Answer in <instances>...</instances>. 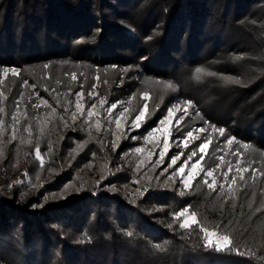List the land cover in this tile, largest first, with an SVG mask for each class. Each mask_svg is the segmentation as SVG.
Here are the masks:
<instances>
[{
    "label": "trees",
    "instance_id": "obj_1",
    "mask_svg": "<svg viewBox=\"0 0 264 264\" xmlns=\"http://www.w3.org/2000/svg\"><path fill=\"white\" fill-rule=\"evenodd\" d=\"M91 63L137 69L141 92L167 108L189 100L193 120L225 130L213 150L223 142L232 158L208 178L214 189L200 178L188 196H131L126 174L84 138L85 115H67L70 129L46 123L29 87L63 114L52 90ZM10 67L19 73L3 76ZM0 103V264H264V0H0ZM99 157L112 166L104 174ZM185 208L197 222L181 228L173 215ZM202 229L231 250L205 246Z\"/></svg>",
    "mask_w": 264,
    "mask_h": 264
},
{
    "label": "rangeland",
    "instance_id": "obj_2",
    "mask_svg": "<svg viewBox=\"0 0 264 264\" xmlns=\"http://www.w3.org/2000/svg\"><path fill=\"white\" fill-rule=\"evenodd\" d=\"M255 50L258 48L255 47ZM97 64V63H96ZM97 66V65H96ZM94 63L89 64V66H80L73 71L71 69H65V71L80 73L81 75H74V77L69 76L65 84L61 87L60 90H52L53 96L58 101L60 99H66L67 105L66 108L70 110L65 111L63 114H55L53 109V104L49 101L48 97L43 93H39L36 89H33V86H30V90H35L34 93L28 95L29 100L34 101L35 105H40L38 109L44 111L45 118L48 119L46 123H52L58 128L63 127L67 129L70 127V123L67 120V115L72 117V113L76 112L75 104L77 102L76 94L83 92V97L81 98L82 107L84 108L85 117L82 119V126L84 127V138L90 141H95L94 144L98 143L101 146L107 155V157L113 158V165L117 164L116 168L112 170H120L126 174V178L129 180L128 185L124 190L130 191V195L141 194L145 195L147 192H151L155 189L160 190H172L175 195L178 196H188L190 195L191 187L196 183L200 178L204 179L205 173L209 170L215 169L219 171L222 169V165L226 163L228 157L232 158L228 148L222 149L224 145L223 142H217L218 145H221L218 149H214L215 142L223 139L218 132H214L211 127H208L209 124L203 117L194 119L193 114L195 108L189 109L185 120L181 121L178 126L176 121L173 120L170 122L168 128L169 138L167 149L163 145V132L157 133L156 139L154 141H146L147 133L154 127H158L159 120L164 118L167 114V109L172 105L169 104L168 108L161 105V97L158 102L153 98V95L148 92L149 99L145 100L144 94L146 92H141L138 88L140 76L136 75L137 69L128 71L124 66H118L117 69L113 66L104 67L102 63H99L96 69ZM15 67H10L7 69H13ZM16 69V68H15ZM63 71V69H60ZM19 70H17V74ZM8 74H13L9 71L7 74L3 73V76ZM4 77V78H5ZM69 79V80H68ZM233 85L235 83H232ZM93 86H95V91L92 97L88 96L89 92L93 91ZM103 99L105 103L101 104L100 101ZM41 100H46L47 105L41 104ZM28 101H25L23 98L18 99V104L15 105L14 115L18 118H21L25 115L28 109ZM95 103L97 105L96 109L93 110V117L89 118L87 116V111L91 109V105ZM113 103L117 104V108L112 110L111 117L106 112ZM147 104V111L145 114L144 120L141 122L139 128L131 127L135 116L139 114L140 110L144 108V105ZM125 108L128 109L126 113L125 120L122 121L119 128L116 127L114 117L118 115L119 112L123 111ZM194 110V111H193ZM67 112V113H66ZM6 109L2 107L0 103V126L4 123V116H6ZM3 116V117H2ZM82 115L79 113L75 120L72 118V122H76L81 119ZM51 117H56L58 121L53 120ZM111 119V123L109 120ZM189 120V121H188ZM42 124V123H41ZM199 127H205L207 131L204 133L194 132V135H199L200 140H190L189 146L184 148L182 140L185 136V133L189 130L198 129ZM71 128V127H70ZM69 128V129H70ZM182 129V130H181ZM211 136L212 142L209 144L206 152L201 153L197 151V156L193 158L187 165H185V173L183 177L179 174L172 176L174 172L179 169L181 165L184 164V161L190 155L194 149H198L199 144H201L205 137ZM126 137H129L128 143L126 144L125 151H118L119 143L124 140ZM135 138V139H134ZM126 142V143H127ZM221 143V144H220ZM140 147L143 149L141 153H136L135 148ZM216 148V147H215ZM116 152L115 157H112L111 152ZM164 151V158L160 160V152ZM37 150L35 151V158L37 160L39 168L46 167L47 156L42 154L40 151L39 157L37 156ZM180 155L181 159L177 161L176 165L169 167L171 164V158ZM223 156V161L220 160V157ZM201 157L203 159L201 160ZM99 157V174H104L107 170L109 162L105 161ZM160 160L157 164L156 161ZM43 161V163H41ZM105 161V162H104ZM198 163L197 176L194 180L191 181L189 187H185L183 180L188 178V174L193 171L192 164ZM169 177H172L169 179ZM209 183V182H208ZM140 189V191H138ZM146 190V191H144ZM188 209V212L184 216H179V213L183 210L176 212L173 215L175 220H180L183 223L185 220H191V215L193 210ZM195 220L197 222V217L195 215ZM191 223L190 225L195 224ZM209 239H211L216 246L217 244L220 247H223V241L221 235L218 233H209Z\"/></svg>",
    "mask_w": 264,
    "mask_h": 264
},
{
    "label": "snow or ice",
    "instance_id": "obj_3",
    "mask_svg": "<svg viewBox=\"0 0 264 264\" xmlns=\"http://www.w3.org/2000/svg\"><path fill=\"white\" fill-rule=\"evenodd\" d=\"M44 67L47 68L48 65H45ZM9 71H11L14 75L17 74V69H15V68H13V69L5 68L4 69L5 74H7ZM202 71H203V69H201V68H197L196 69V73L197 74H200ZM25 83H27V82H25ZM33 87H34V85H33ZM165 87L174 88V86L171 85V84H166ZM45 91H47V89H45ZM94 91H95V86H93V91L88 93V96L92 97L93 94H94ZM83 95L84 94H83L82 91L76 94L77 102L75 104V108H76L77 111L72 113L73 120L76 119L78 113L80 115L84 114V108L82 107V103H81V98L83 97ZM22 98H23V94H21V99ZM143 98L145 100L149 99L148 94L145 93ZM47 103L48 102L46 100H41V104L47 105ZM100 103L103 104V103H105V101L103 99H101ZM39 106L40 105H35L34 104L33 108H38ZM96 107H97V105L95 103H93L91 105V109H89L87 111V116L89 118L93 117V115H94L93 110L96 109ZM116 108H117V104L113 103L108 109H106V112L109 114V117H111L112 110H114ZM189 109H193V104L189 100L178 101L177 103L173 104L171 107H169L167 109L166 116L159 120V122H158L159 126L152 128L147 133V136L145 138L146 141H148V142L154 141L156 139L157 133L163 132V145H164V148L167 149L168 138H169L168 128L170 126V122L175 120L176 121V125L175 126H178L181 121L185 120V117L187 116ZM65 111H68V109L65 108ZM146 111H147V104H145L144 108L142 110H140L138 115L135 116V119L133 120V122L131 124V127L139 128L141 126V122L145 118ZM127 112H128V109L125 108L123 111L119 112L116 117L112 118V119H114L115 125H116L117 128H119L121 123H122V121L125 120ZM193 114H195V112H193ZM15 119H16V117L13 116V120H15ZM109 122L111 123V119L109 120ZM208 127H211L214 132L218 131L221 136L224 135L225 130L223 128H218L217 129L214 126H211V125H209ZM27 130L28 129H26V131ZM205 131H207V129L205 127H199L198 129L187 131L185 133V136H184L183 140H182L184 148H187L189 146V141L190 140H200L201 139V137L199 135H194V132L204 133ZM12 138L15 139V136H13ZM211 142H212V137L211 136L205 137L203 142L201 144H199L198 149H194L190 153V155L184 161V164L181 165L179 167V169H177V171L172 174V176L174 177L177 174H179L181 177H183V175L185 173V165H187L190 161L193 160L194 157L197 156V151H199L201 153L206 152V150H207V148H208V146H209V144ZM227 143L228 144H232L233 140L232 139H228ZM217 147L219 148L220 146L218 145ZM36 148H37V153L36 154L39 157V155H40V153H39V144H37ZM49 150H50V147H49ZM220 150L222 151V149H220ZM142 151H143V149L140 148V147L135 148V152L136 153H141ZM163 158H164V151H161L160 152V160H163ZM180 159H181L180 155H176V156L172 157L171 158V164L169 165V167H171L173 165H176L177 161L180 160ZM202 159H203V157H201V160ZM223 159H224V157L221 156L220 160L223 161ZM160 160L156 161V163L158 164L160 162ZM41 163H43V161H41ZM192 168H193V171L188 174V178L183 180V184H184V186L186 188L190 186L191 181L194 180L196 178V176H197L198 163H193L192 164ZM214 171H215V169L209 170L208 172L205 173V176H204V183L207 184L209 189H214L215 185H216V180L215 179L212 180V183H208V178L213 176V172ZM235 171L236 172H243V171H247V169H242L240 167V165H239V162H238L237 165H236ZM231 172H233V168H232L231 163L229 162L228 171L222 173L226 180H227L228 174L231 173ZM171 178L172 177H169V179H171ZM241 178H243V177H241ZM235 179H236L235 176H233L232 183H235ZM220 187L223 188L224 185L221 184ZM138 191H140V189H138ZM144 191H146V190H144ZM187 212H188V209L185 208L182 212L179 213V216H184L185 213H187ZM190 215H191V220H185L183 223H181L180 224L181 228L189 227L191 223L196 222L195 214L192 213ZM202 230L205 232V237H204V239L206 241V245L205 246L212 245L214 242L211 239H209V235L210 234L208 233V230L207 229H202ZM222 241H223V247H220V245L217 244L216 245L217 250H231V248H230L231 241H230L229 237L226 236V235L223 236L222 237Z\"/></svg>",
    "mask_w": 264,
    "mask_h": 264
}]
</instances>
